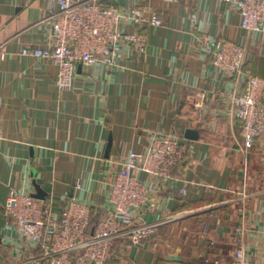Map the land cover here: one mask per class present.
I'll return each mask as SVG.
<instances>
[{
	"label": "crops",
	"instance_id": "0c3cea01",
	"mask_svg": "<svg viewBox=\"0 0 264 264\" xmlns=\"http://www.w3.org/2000/svg\"><path fill=\"white\" fill-rule=\"evenodd\" d=\"M101 2L125 9L149 5L163 25L124 24L123 30L148 36L146 52L124 49L111 71L100 64L78 68L73 86L60 90L55 62L20 53L24 46L52 42V2L0 0V264H19L38 252L8 223L4 204L11 188L32 195L36 181L55 216L75 197L101 217L111 210L110 186L129 152L147 150L161 135L180 137L184 160L169 180L139 173L148 200L133 211L134 224L158 227L138 245L117 238L110 264H232L240 242L246 264H260L264 141L242 148L231 96L243 92L246 78L215 68L200 37L244 46L245 69L264 78V35L241 27L233 2ZM194 11L197 30L190 23ZM189 128L199 132L197 139L186 137Z\"/></svg>",
	"mask_w": 264,
	"mask_h": 264
},
{
	"label": "built area",
	"instance_id": "2783aa9c",
	"mask_svg": "<svg viewBox=\"0 0 264 264\" xmlns=\"http://www.w3.org/2000/svg\"><path fill=\"white\" fill-rule=\"evenodd\" d=\"M49 10L52 42L46 46H24L20 53L57 64V87L70 89L78 67L102 65L113 70L124 49L144 54L148 36L141 31H125L124 24H150L163 22L149 5L121 8L101 0H50ZM175 3L178 0H163ZM233 2L238 8L241 27L248 33L264 35V0H220ZM190 23L198 29V13L192 12ZM201 42L212 57V64L228 77L246 78L242 93L231 96V115L241 127L244 150L253 148L257 140L264 141V78L245 69L247 50L244 46L226 39L202 34ZM184 160L180 137L161 135L153 139L143 152L130 151L121 169L114 177L109 193L111 210L99 219L91 237V208L75 197L67 200L55 216L43 201L29 193L11 188L4 209L9 224H14L25 245L38 252L19 264H110L114 241L127 236L138 245L153 234L158 222L134 224L133 211L141 209L148 200L149 189L139 178L143 173L156 180L173 178L172 170ZM77 188L81 183L76 182ZM185 192V189H183ZM246 195L241 197L239 212L245 215ZM238 233H244L243 228ZM214 244V242H211ZM207 264H220L218 259ZM232 264H246L245 246L240 242ZM260 264H264V255Z\"/></svg>",
	"mask_w": 264,
	"mask_h": 264
},
{
	"label": "water",
	"instance_id": "95a60500",
	"mask_svg": "<svg viewBox=\"0 0 264 264\" xmlns=\"http://www.w3.org/2000/svg\"><path fill=\"white\" fill-rule=\"evenodd\" d=\"M82 66L79 65V69L81 68ZM199 136V132L195 129H187L186 130V137L190 138V139H197ZM110 147V143L108 145V148L109 149ZM34 184H35V188H36V192L34 194H32L34 197L38 198V199H45L46 198V195H47V192L41 187L40 184H38L36 181H34ZM173 259L177 260V261H183V258L181 256H171Z\"/></svg>",
	"mask_w": 264,
	"mask_h": 264
},
{
	"label": "trees",
	"instance_id": "16d2710c",
	"mask_svg": "<svg viewBox=\"0 0 264 264\" xmlns=\"http://www.w3.org/2000/svg\"><path fill=\"white\" fill-rule=\"evenodd\" d=\"M100 216L95 214V211L91 210V220H90V228L88 230L87 236L91 237L96 229Z\"/></svg>",
	"mask_w": 264,
	"mask_h": 264
}]
</instances>
